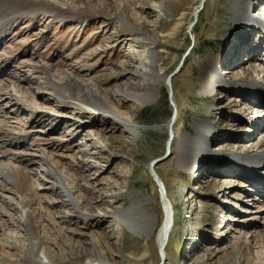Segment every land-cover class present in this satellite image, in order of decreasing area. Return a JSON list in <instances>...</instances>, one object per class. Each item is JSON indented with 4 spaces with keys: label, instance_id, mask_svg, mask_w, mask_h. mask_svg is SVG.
<instances>
[{
    "label": "rangeland",
    "instance_id": "rangeland-1",
    "mask_svg": "<svg viewBox=\"0 0 264 264\" xmlns=\"http://www.w3.org/2000/svg\"><path fill=\"white\" fill-rule=\"evenodd\" d=\"M44 1L66 14L39 10L0 25V173L17 167L25 173L31 224L51 258L82 245L101 247L117 262L264 264V165L257 173L263 181L242 169L244 160L264 155V97L256 90L264 85V0H232L234 14L231 0H207L194 35L188 28L199 0ZM131 25L150 41L130 33ZM149 54L155 66L146 73L153 78L180 69L170 88L156 81L154 101L135 111L134 136L103 115L61 103L42 74L29 71L45 67L54 82L72 75L81 85L95 84L121 112H131L124 95L151 85L141 75ZM206 75L215 85L210 97L201 88ZM243 83L255 89L237 86ZM175 118L178 137L166 150ZM180 145L184 164L174 150ZM45 162L65 188L45 173ZM153 163L178 213L164 257L156 241L164 204ZM0 189V245L15 262L26 249L28 225L14 210L9 178L0 176ZM60 191L81 208L62 202ZM131 209L155 214L148 237L133 235L116 217ZM237 243L249 246L240 257Z\"/></svg>",
    "mask_w": 264,
    "mask_h": 264
},
{
    "label": "bare ground",
    "instance_id": "bare-ground-1",
    "mask_svg": "<svg viewBox=\"0 0 264 264\" xmlns=\"http://www.w3.org/2000/svg\"><path fill=\"white\" fill-rule=\"evenodd\" d=\"M207 0H199L198 3L194 6L191 15V23L188 29V35H194L195 26L193 24L199 21L200 16L205 10ZM234 1V0H233ZM170 6V5H169ZM167 7L169 9L170 7ZM234 3L231 2L229 13L234 14ZM237 8H235V11ZM44 10L49 11L50 14L52 13H60L62 15L66 14L67 11H63L62 9L52 6L46 3L44 0H0V25L4 22H9L13 16H21L26 15L27 13H31L33 11ZM40 12V11H39ZM197 21V22H196ZM195 22V23H194ZM127 26V25H126ZM128 27V26H127ZM129 32L133 33L134 36L143 40V41H150V39L146 36L143 30L140 29L138 26L131 25L129 27ZM127 29V28H126ZM192 53V51H191ZM145 62L149 65V67L141 66V75L147 76L151 80V85H147V89L145 93L139 94L138 92H129V94L124 95V98L130 99L132 102V106H134L133 111L131 112H121L119 109V105L115 104L114 97L105 98L101 96L99 93L98 87L94 84L93 86H84L75 81L72 75H66L65 78L59 79V82L53 81L49 70L45 67H34L30 66L29 71L32 74H36L40 72L44 77L45 82L44 85L51 86L55 92L57 93L58 101L61 103L77 108L78 110L85 111L86 113L92 115H103L108 118L110 121L115 123L117 126H121L122 130L127 133L128 135L134 136V130L138 127L137 117L135 111L140 110L141 108L150 105L158 92L157 87H155L156 81L158 83H164L168 88H170V82L168 76L166 79L162 77L153 78V74H148L146 72L153 71V66H155V59L152 54H149L145 57ZM125 65L134 66L135 63L133 61L128 60L125 62ZM26 66V65H25ZM140 74V73H139ZM203 85L201 88L203 89V95L206 97H210L215 93V85L214 82L210 77L207 75L202 80ZM242 84V83H241ZM244 85H237V86H244L247 89L253 90L255 89L256 83L245 84ZM257 91L262 94L264 97V85L263 83H258ZM118 92V91H116ZM126 92V91H125ZM172 120V119H171ZM177 118L175 121H171L170 125L167 128V137L166 142V150H172V146L174 141L177 139L178 135L175 132V125H176ZM1 132V131H0ZM263 146V143H261ZM175 152L177 153V159L179 160L180 164H184L185 154L183 153V145L174 148ZM198 161L195 159L191 164V170L196 169ZM47 168L45 169V173L47 175L55 177L57 180V184L65 188L63 181L60 177H58L52 166L49 165L48 162H45ZM153 165V164H152ZM149 167L150 174L153 180L159 187V191L161 193L162 202L164 204V216L162 219L161 227L158 230V234L156 236L157 241V248L159 250V255L161 257L165 256V246L168 242L169 237L174 233L176 230L178 213L177 209L173 206H170L168 202L167 193L163 188V183L160 178L156 175L154 167ZM264 165V155L254 156L251 160H244L242 162V169L245 171L246 174L250 177H256L257 180L263 181L262 177L259 176L258 171ZM6 173H0L2 178L6 177L9 178V181L13 185L14 190L12 192L16 195L17 203L15 205L14 210L18 211L21 214V219L19 222L23 224H27L28 228L27 231V238H26V249L24 252H21L15 262L8 260L4 255V251L2 246L0 245V264H141L145 260L135 261L131 257H125L120 262L114 260L112 255H107L106 251H104L101 247L96 248L95 250L85 249L79 246L75 251L63 252L60 253L58 256V260H54L51 258L50 253L45 247V241L42 237L39 236L36 229L31 224V203L30 201L24 197L27 189V178L25 173L22 172L23 170L17 167L16 169L7 168ZM258 180V181H259ZM117 187V186H115ZM6 189V185L1 187ZM118 190H120L118 188ZM1 191V189H0ZM6 191V190H5ZM10 191V190H9ZM72 194L68 191H60L59 192V199L69 205L75 206L77 209H80V205L75 203V201L71 198ZM135 198V196H134ZM137 198V197H136ZM130 207L134 206V199H129ZM84 202V201H83ZM84 206V203H83ZM17 208V209H16ZM118 219L123 220V223L127 227L128 231L133 235L138 236L139 238H146L148 237L155 228V214L148 209L147 211L136 209V210H127L126 212H120L117 216ZM233 250L237 257L242 256V254L248 251V244H233ZM53 256V255H52ZM199 260V259H198ZM200 261V260H199ZM168 264V263H164ZM236 264H238L236 262ZM240 264V263H239ZM260 264V263H258Z\"/></svg>",
    "mask_w": 264,
    "mask_h": 264
},
{
    "label": "water",
    "instance_id": "water-1",
    "mask_svg": "<svg viewBox=\"0 0 264 264\" xmlns=\"http://www.w3.org/2000/svg\"><path fill=\"white\" fill-rule=\"evenodd\" d=\"M205 1V0H204ZM230 2H232V0L230 1ZM229 7H230V4H229ZM180 68H178V70H179ZM177 70V71H178ZM177 71H175L173 74H171L170 75V77H169V80H170V78H172L176 73H177ZM153 167L155 166V163H153V165H152Z\"/></svg>",
    "mask_w": 264,
    "mask_h": 264
},
{
    "label": "trees",
    "instance_id": "trees-1",
    "mask_svg": "<svg viewBox=\"0 0 264 264\" xmlns=\"http://www.w3.org/2000/svg\"><path fill=\"white\" fill-rule=\"evenodd\" d=\"M190 52H191V51H190ZM154 112H155V111H154ZM151 114H152V113H151ZM155 116H156L155 114L152 115L153 118H155Z\"/></svg>",
    "mask_w": 264,
    "mask_h": 264
}]
</instances>
